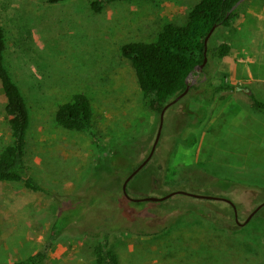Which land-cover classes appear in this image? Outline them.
Returning a JSON list of instances; mask_svg holds the SVG:
<instances>
[{
	"label": "rangeland",
	"instance_id": "1",
	"mask_svg": "<svg viewBox=\"0 0 264 264\" xmlns=\"http://www.w3.org/2000/svg\"><path fill=\"white\" fill-rule=\"evenodd\" d=\"M92 1L0 0L6 65L31 115L26 162L49 191L0 183V262L37 252L59 220L66 224L42 264H93L95 238L84 232L97 218L73 213V204L66 207L73 200L65 195L91 196L90 189L100 192L104 186L120 193L155 142L159 115L144 108L121 46L155 40L166 23L184 24L197 0L116 2L100 13L92 11ZM239 6L232 25L217 27L209 40L211 46L232 45L229 56L211 60L210 71L237 89L220 93L207 120L188 128L176 145L169 116L152 158L127 191L133 198L178 189L230 198L240 223L233 208H221L224 200L176 194L137 205L127 199L119 215L123 225L137 221L152 233L169 226L150 236L118 232L112 247L122 264H264V206L242 224L264 201V108L253 100L264 102V0H242ZM77 92L91 99L102 147L88 132L56 123L57 104ZM181 100L189 108L197 105L192 96ZM4 106L0 82V152L11 137ZM112 161L117 162L109 173Z\"/></svg>",
	"mask_w": 264,
	"mask_h": 264
},
{
	"label": "trees",
	"instance_id": "2",
	"mask_svg": "<svg viewBox=\"0 0 264 264\" xmlns=\"http://www.w3.org/2000/svg\"><path fill=\"white\" fill-rule=\"evenodd\" d=\"M66 1L46 0L49 4ZM130 1L93 0L91 9L94 13H100L108 5ZM239 1L197 0L190 8L184 24L166 23L155 40L137 39L128 41L121 46L124 57L131 62L134 69L137 82L142 91L144 108L151 114L159 115L158 130L161 123V114L166 105L174 101L189 87L188 93L184 97H194L197 105H191L190 108L186 107L188 102L182 101L181 99L184 98L182 97L176 103L170 105L164 114L163 126H165L169 116H173L172 126L175 134L172 136L174 139L172 141L174 145L180 141L188 128H197L207 120L209 108L220 93L237 89L235 85L223 80L217 81L210 71L211 60H221L229 56L232 52V45L227 41H223L211 46L208 41L206 49L205 41L214 26L217 28L232 25L233 20L239 16L240 6L234 8ZM6 50V32L0 20V82L5 97V119L11 134L10 142L0 152V183H22L31 191L49 193L32 176L30 167L26 162L27 134L31 125L30 109L21 87L14 80L6 65ZM206 57H208V60L204 64ZM202 64H204L203 68L199 69ZM253 100L257 106L264 108V102L256 96H253ZM55 120L57 125L64 129L88 132L96 145L102 147L101 136L96 129L92 102L87 94L77 92L68 100L59 102L55 111ZM192 140H194V137H192ZM105 146L103 145V147ZM115 162L117 161H112L106 171L114 173L113 164ZM141 163H138L136 168ZM101 190L100 192H93L90 189L91 196H88L89 193L85 195L79 193L65 195V198L68 197L73 200L72 203L69 201V205L66 206L69 208L73 204V208H75L73 213H90L92 219L97 218L96 223L92 221L89 229H85L84 232L85 235L95 238L93 264H122L118 253L112 247V239L118 232L150 236L168 229L169 224H164L160 227L159 232L152 233V227L146 225L142 230L140 229V223L137 221L134 226L123 225L119 220V215L126 208V202L130 200L126 197L123 186L120 193L105 186ZM194 199L199 198L194 197ZM128 203L145 204L142 201L135 202L132 200ZM223 203L225 204H219L223 210L228 212L229 208H233L230 203L226 201ZM212 204L215 205V203ZM65 224L59 223V220L54 222L48 238L43 241L37 252L25 259L0 262V264H42L49 256V252L60 236ZM92 228L94 230L90 231ZM149 228L150 231H147Z\"/></svg>",
	"mask_w": 264,
	"mask_h": 264
},
{
	"label": "water",
	"instance_id": "3",
	"mask_svg": "<svg viewBox=\"0 0 264 264\" xmlns=\"http://www.w3.org/2000/svg\"><path fill=\"white\" fill-rule=\"evenodd\" d=\"M242 0H240L235 6L234 8H236L240 3H241ZM216 26H214L210 33L208 34V36L206 37V49H207V45H208V41H209V38L211 37V35L213 34L214 30H215ZM208 60V57L205 58V61H204V64L207 62ZM204 64L200 65L199 66V69H202ZM188 90H189V87L186 89V91L184 93H182L181 95H179L174 101H172L171 103L167 104L166 107L164 108L162 114H161V123H160V127H159V130H158V133H157V136H156V139H155V142L153 144V147L148 155V157L133 171V173H131V175L125 180L124 182V185H123V190H124V193L126 195V197H128L130 200L132 201H135V202H140V201H161V200H165L171 196H174L176 194H185V195H188V196H192V197H196V198H201V199H216V200H224L228 203H230L235 211H236V219L237 221L240 223L239 219H238V216H237V209H236V205L234 203L233 200H231L230 198H226V197H217V196H211V195H206V194H200V193H194V192H189L187 190H183V189H178V190H174V191H171L169 193H167L166 195H163V196H148V197H144V198H133L129 195L128 191H127V186H128V183L130 182V180L148 163V161L152 158L155 150H156V147L160 141V137H161V133H162V127H163V123H164V114L167 110V108L176 103L179 99H181L182 97H184L187 93H188ZM264 206V201L259 204L252 212L251 214L248 216V218L245 220L244 223L242 224H245L247 222L250 221V219L256 214V212H258L262 207Z\"/></svg>",
	"mask_w": 264,
	"mask_h": 264
},
{
	"label": "flooded vegetation",
	"instance_id": "4",
	"mask_svg": "<svg viewBox=\"0 0 264 264\" xmlns=\"http://www.w3.org/2000/svg\"><path fill=\"white\" fill-rule=\"evenodd\" d=\"M234 208V207H233ZM234 211H235V209H234ZM239 214H238V211H237V216H238ZM235 219H236V211H235ZM238 219H239V217H238ZM236 222L237 223H239L238 221H237V219H236Z\"/></svg>",
	"mask_w": 264,
	"mask_h": 264
}]
</instances>
